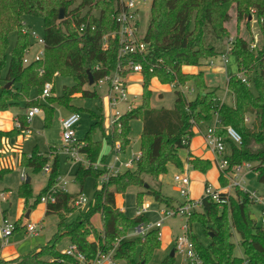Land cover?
<instances>
[{
  "label": "trees",
  "instance_id": "trees-1",
  "mask_svg": "<svg viewBox=\"0 0 264 264\" xmlns=\"http://www.w3.org/2000/svg\"><path fill=\"white\" fill-rule=\"evenodd\" d=\"M60 9L64 10L61 20L58 19ZM231 9L235 10L236 27L243 21L247 22L250 11H254L261 40L259 47L251 50V44L244 37H234L230 54L236 59L238 74L225 82V88L233 97V105L228 106L217 98L216 87L207 86L202 72L187 74L182 68L201 66L225 52L230 38L225 22ZM117 11V0H0V112L20 103H24V109L38 107L44 112V125L52 116L56 102L79 114V111L69 107L74 95L98 97L95 90L83 89L88 84V75L93 79L92 86H95L104 76L114 72L118 63L123 64L118 59L117 39L112 37L117 30L114 21ZM25 16L39 17L44 24V59L29 65L22 63L25 50L32 43L27 35L21 33ZM82 24L85 29L79 32ZM13 31L17 32L16 44L9 50L8 36ZM104 36H107L105 49L102 47ZM143 40L148 45L147 53L134 58L142 65L141 103L124 112L110 128L112 141H119L123 152L130 142L131 121H141L140 158L136 170L123 171L95 186L88 211L79 210L72 221H68V216L74 212L73 202L79 194L56 191L54 203L45 206V216H57L56 230L50 240L25 256L7 262L0 260V264L70 262L71 259L57 249L58 243L65 238L87 260L94 259L97 252L113 251V259L119 264H149L161 246L158 230L149 231L142 240L128 238L127 234L146 220L144 216L127 218L116 206L115 196L124 194L130 186H144L146 191L136 195L138 203L143 194H148L158 204L172 206V199L161 194L158 178L166 173L170 165L183 170L179 151L188 149L193 128L211 121L215 114L219 121L216 134L223 138L228 148L230 168L243 162L255 164L256 179L264 184V0H152ZM253 72H256L255 76L249 78ZM54 75L71 77L73 85L64 88L59 98H46L43 106L38 101H29L30 91L36 89L41 94L43 85L51 79L53 81ZM122 76L125 77L126 73ZM240 76L245 78L246 83L241 81ZM153 79L162 85L176 83L182 87L191 86L188 92L194 89V98L187 99L175 88L173 108L154 109L150 106ZM8 83L10 87L6 88ZM90 117L91 126L79 140L83 144L80 152L89 161L95 162L99 144L93 147L92 135L98 129L104 132L102 109L91 113ZM16 120L20 129L14 126L9 131L0 130V158L3 141L20 136L28 129L25 114L17 115ZM226 127H231L240 135L239 145L227 138ZM48 161L36 148L30 154L22 153L19 158L20 167L32 174L41 173ZM185 163L201 174L211 168L208 160L189 154ZM49 167L46 184L36 195L30 183L23 181L19 185L17 196L24 200L25 210L33 211L56 186L59 179L56 156ZM8 172L9 169H0V179ZM105 172H92L80 166L76 178L81 180L86 175H92L98 180V176ZM146 180L156 183L158 188L147 185ZM219 182L221 186L227 184L221 176ZM200 201V208L191 213L186 224L202 264H264V225L251 217L250 207L254 202L246 194L235 189L224 205L206 197H201ZM94 215L100 217V230L91 222ZM21 222H14L12 234L22 229ZM194 222L201 223L202 231L209 238L207 245L199 243L191 234ZM234 235L238 237L241 257L234 253ZM45 257L53 261L48 262ZM174 260L175 254L165 257L160 264H173Z\"/></svg>",
  "mask_w": 264,
  "mask_h": 264
},
{
  "label": "rangeland",
  "instance_id": "rangeland-1",
  "mask_svg": "<svg viewBox=\"0 0 264 264\" xmlns=\"http://www.w3.org/2000/svg\"><path fill=\"white\" fill-rule=\"evenodd\" d=\"M79 2V1H77ZM148 11L142 14L141 22H140V34L143 35L148 19ZM23 23L26 25V28L29 31L35 32L39 37H43L44 35V24L41 18L33 17V16H25L23 18ZM247 23V24H246ZM225 26L229 31V39L233 38L237 35L244 37L250 44L255 43L256 48L260 45V32L257 26V20L254 16V11H250V17L247 22L243 21L239 27H236L235 22V10L231 9L229 11L227 20L225 22ZM17 32L13 31L8 36V44L9 50L13 49L16 44ZM255 48V49H256ZM36 48L32 49V52ZM217 68L219 71H214ZM260 68L257 72H260ZM262 70L264 72V59L262 61ZM202 72L207 79V86L211 87L212 85L216 87V96L217 98L224 104L228 106L233 105V97L231 93L225 88V82L231 77L238 74L237 63L234 56L229 54L227 56V60L222 64L219 59L214 61V65L208 69L199 70ZM5 71L2 76H4ZM256 72L251 73L249 78L255 76ZM56 75V74H55ZM54 75V76H55ZM53 76V77H54ZM127 90H128V100L133 102L134 105H140L141 96H140V77L137 74L128 75L127 79ZM53 84V92L51 96L53 98H59L62 96L64 88H69L73 85V80L71 77H62L55 76L53 81L52 79L48 81ZM211 82V83H210ZM191 88V86H188ZM85 90H95L98 97L96 98H82L80 94L74 95V97L69 102V107L74 109L75 111H79V121L75 126V140L76 143H80L89 127L91 126V113H96L99 108L102 109L103 113V127L104 132L101 130H97L92 135V144L95 147V144L102 143L104 145L103 152L98 154V159L95 162H91L86 158V162H74L69 160L63 151V143L61 140V126L59 120L62 118L64 114L71 112L70 108L66 106H61L58 102L53 105V113L50 117L47 125H44V112L41 110V114L36 116L32 121L28 124L29 132H24L23 135L14 137L8 142L2 143V152L4 157L0 158V162L3 164V168L9 169V172L0 179V191H10L11 195L6 196L8 201L0 200V220L2 217V210H6V219L10 222H13L14 219L17 218V212L19 209V197L17 196V189L20 185L22 179V174H27L31 177V188L33 194L36 195L40 189L44 187L47 181V174L43 172L39 174H32L28 169H22L19 164V156L24 154H30L35 148L39 150V152H47L48 148L51 147L48 153L44 154L48 158L47 165H50L53 158L56 156L58 159V185L64 191L71 194H79L86 199V204L82 205L80 208L74 207V212L68 216V221H72L78 215L79 210L82 212H87L94 197L95 186L100 185V179L103 174L98 176V180L95 179L92 175H86L83 179L79 180L76 178L77 169L82 166L84 169L96 172L99 170H105V165L110 166L113 162V158L115 153L113 151L114 145L119 141H112L111 138V130H110V119L112 118V114L115 111L119 113H124L126 111V105L122 103H116L114 107H110L108 101L106 100V91L107 88L104 85H95L83 87ZM151 97H150V106L154 109L166 108L172 109L175 93L174 89L170 85H162L154 82L151 86ZM187 99H193L195 95L194 89L191 92H185L184 94ZM29 101H38L40 106L46 104V100L41 98L40 94L36 89H32L29 94ZM136 106V107H137ZM27 109H24V103H20L18 106L10 107L8 111L13 116L23 115L25 114ZM4 112V111H3ZM2 116H7V114H2ZM122 116V115H121ZM1 119V118H0ZM215 123V118L211 121L203 124L201 126L202 132L207 131L208 126L212 127ZM9 126V125H8ZM7 126V127H8ZM142 123L140 120H132L130 123V142L129 145L122 152L120 149L119 158L122 161L130 160L140 154V137H141ZM205 145V144H204ZM229 153L228 148L226 150ZM187 153V149H181L179 151V155L182 159L185 158ZM185 164L183 163V166ZM212 166L214 169H217L215 163L212 160ZM131 171L136 170V165H134ZM178 171L174 166L170 165L167 168L165 174L161 177V185L160 192L163 196L172 199V206L166 207L163 204H158L155 202L154 198L151 195L143 194L138 205V201L136 199V195L139 192H145L146 189L143 187L130 186L126 189L124 194L116 195L115 201L118 209L122 211L127 218H133L136 216L137 210L143 205H148L149 208L144 215L145 222L155 223L159 221L161 218L159 211L160 210H174L177 208L184 199L179 195V192L175 189L176 185L173 181L174 175L178 174ZM200 174L189 169L187 172V176L189 179V187L192 186V182L194 181L193 177H198ZM65 181L66 184L63 185L62 182ZM146 184L153 187L154 189L158 188L156 183L150 182L146 180ZM212 184V183H211ZM56 185L55 187H57ZM213 185V184H212ZM215 186V185H213ZM241 186L248 190L254 191L258 196L264 195V184H261L257 181L256 175L252 172L247 174L244 177V182L241 183ZM192 191L194 194L199 195V200L203 196L204 186L198 183H195L192 186ZM202 188V189H201ZM233 194V193H232ZM196 199V201L198 200ZM121 201V202H120ZM171 203V201H170ZM261 206L257 203L253 204L250 207V212L255 219L256 222L259 221ZM25 211V210H24ZM33 213V211H32ZM32 216V215H31ZM93 226L100 230L102 228L101 220L99 215H94L91 219ZM187 219L181 216H165L162 226L160 228V240L161 245L160 249L156 251L151 257L149 264H160L161 261L170 254V251L174 248V238L182 232V228L186 226ZM57 224V216L56 215H47L44 216V220L42 223L43 230L39 234L40 237H44L45 240H40L30 234L25 235L24 232L19 231L17 234L13 236V250L16 252L18 256H25L26 253L31 252L32 248L37 246L45 245L47 240L50 239L51 235L54 233ZM191 234L196 238V240L202 245H207L209 243L208 236L202 231V225L200 222H194L191 224ZM10 237H7V240ZM12 238V237H11ZM233 242L236 244L235 247V255L238 257L242 256V250L238 246V237L234 235ZM32 244L33 247H32ZM70 241L68 239L61 240L57 249L60 252L66 251L68 247H70ZM175 254V252H174ZM48 262L53 261L51 258H44ZM184 259L182 256L175 254V260L173 264H184Z\"/></svg>",
  "mask_w": 264,
  "mask_h": 264
},
{
  "label": "built area",
  "instance_id": "built-area-1",
  "mask_svg": "<svg viewBox=\"0 0 264 264\" xmlns=\"http://www.w3.org/2000/svg\"><path fill=\"white\" fill-rule=\"evenodd\" d=\"M118 11L114 15V21L117 24V30L112 34V37H116L118 43V59L123 62V64L118 63L116 70L109 75L104 76L100 79L96 85H104L107 88L106 100L108 101L110 107H114L116 103H122L126 105V111L133 108V105L128 100V90H127V77L130 74L142 73V65L134 60L135 57H143L147 53L148 45L143 40V35L140 34V22L142 14L150 9L152 0H117ZM85 25L82 24L79 27V32H83ZM21 33L27 35L31 44L25 50L22 63L23 65H29L33 62H42L44 59L45 50V40L43 37H39L35 32L29 31L26 25L22 22ZM107 36L103 37L102 47L105 49L107 47L106 43ZM234 39L228 40L225 52L217 58H212L208 60L209 66L214 65V61L219 59L220 63H224L227 60V56L230 54L232 49ZM36 48L33 52L32 49ZM256 45L252 43L250 45L251 50H255ZM42 71H40V74ZM126 73L123 77L122 74ZM241 81L246 83L243 76H240ZM173 89L177 88L182 94L188 92L186 86H180L176 83L170 85ZM53 84L47 82L43 85L41 91V98L46 99L52 94ZM41 114V109L38 107H30L25 112L26 122L29 123L35 116ZM123 113L115 111L110 119L111 128L116 121L121 117ZM215 123L212 127L208 128L204 135V144L206 149L211 152L214 156V163L219 172V175L227 181V184L222 188H214L210 183H206L204 186V193L202 197H206L214 201L215 203L224 205L227 203L230 193L235 189H238L242 193L246 194L249 199H251L254 204L257 203L261 206V213L259 217V223L264 225V195L258 196L254 191H248L241 186L244 182V177L249 173H254L255 164L243 162L241 164L235 165L230 168L226 152V146L223 142V138L216 134V129L219 126V121L217 115L215 114ZM79 121V114L72 113L68 117L60 120L61 126V140L63 143V151L66 157L74 162L84 163L86 162V156L80 152V148L83 146L82 143H76L75 140V126ZM15 127L20 129L21 126L15 121ZM119 127V125H117ZM227 138L233 143L239 145L241 143L240 135L231 127L225 128ZM115 156L113 162L110 166L105 165L106 172L99 178L100 183H105L108 181L109 177H114L123 171L130 170L139 161L140 154L136 157L122 161L119 158L120 145L116 143L113 149ZM264 166V165H263ZM50 171L49 165H46L42 172L48 174ZM256 175V174H255ZM24 180V175L21 176ZM173 181L177 186V191L179 195L184 199V201L174 210H160L161 218L155 223L143 222L140 225L134 227L128 234V238H140L141 240L145 235L151 230H158V237L160 238V228L162 226L165 216H181L186 219L198 210L201 205V201H192L188 198V186L189 179L187 174L184 172L174 175ZM63 185L66 184L65 181L62 182ZM58 185V181L57 184ZM61 190L59 187L52 188L48 195L41 199V203L46 206L47 203H54V194L56 191ZM0 200L5 201L6 197L4 193H0ZM86 199L82 196H78L74 200V206L80 208L82 205L86 204ZM149 206L142 205L136 213V216H143L146 214ZM24 225L25 231L33 236L39 235L43 227L40 223H33L29 220H25ZM14 230V222H10L6 218H1L0 220V241L1 245L5 243L7 237L12 235ZM174 252L183 257L186 264H202L199 256L197 255L193 243L189 236V230L187 224L182 228V232L175 238L174 241ZM62 255L67 256L71 259L70 262L60 261L62 264H119L113 259V251L108 252H97L94 259L87 260L86 257L77 251L74 245H70L66 251L61 252Z\"/></svg>",
  "mask_w": 264,
  "mask_h": 264
},
{
  "label": "crops",
  "instance_id": "crops-1",
  "mask_svg": "<svg viewBox=\"0 0 264 264\" xmlns=\"http://www.w3.org/2000/svg\"><path fill=\"white\" fill-rule=\"evenodd\" d=\"M230 34V33H229ZM213 66V65H212ZM211 66H209V63H208V61H206L203 65H201V66H184L183 68H182V71H183V73H187V74H197L198 73V71L199 70H203V69H208V68H210ZM214 71H219V69H217V68H215L214 69ZM137 75H139V74H137ZM139 77H140V83H141V81H142V77H141V75H139ZM154 82H157L158 83V81L156 80V79H153L152 81H151V86H152V84L154 83ZM211 83V82H210ZM159 84V83H158ZM151 86H150V89H151ZM188 89H189V87H188V85L186 86ZM211 87H214L213 85L211 86ZM141 87H140V96H141ZM152 91V90H151ZM132 105H133V107H136L137 105H134V103L133 102H130ZM126 112V111H125ZM2 114L4 115V114H7V116H2ZM70 114H72V112H69V113H67V114H64L63 116H62V118L61 119H64V118H66V117H68ZM40 115V114H39ZM17 116V115H16ZM16 116H13L12 114H10L8 111H4V112H0V130H2V131H9V130H11L14 126H15V121H16ZM38 116V115H37ZM36 117V116H35ZM34 117V118H35ZM33 118V119H34ZM32 119V120H33ZM60 119V120H61ZM31 120V121H32ZM60 120H59V122H60ZM205 124V123H204ZM9 125V126H8ZM203 124H201L200 126H196V127H194L193 128V137H192V139L190 140V143H189V146H188V149H187V153H186V156L189 154V155H191V156H193V157H196V158H198V159H202V160H208L209 162H210V164H211V168L205 173V174H201V173H199V172H197V171H195V172H197V173H199L200 175L198 176V177H193V179H194V181L192 182V186L195 184V183H199L200 185H201V187L202 186H205V184L206 183H212L213 185H215V186H213L212 184V186L216 189H220V188H222L223 186H221L220 185V182H219V172H218V170L217 169H214V167L212 166V160H214V156H213V154L211 153V152H209L207 149H206V147H205V145H204V135H205V133H206V131L203 133L202 132V128H201V126H202ZM214 125V124H213ZM8 126V127H7ZM208 128H210V126H208ZM207 128V129H208ZM24 132H29V128L27 129V130H25ZM23 132V133H24ZM23 135V134H22ZM9 140H11V139H5V141L4 142H8ZM99 144V153H101V152H103V150H104V145L102 144V143H98ZM51 149V147H49L48 148V151L47 152H39V150H38V152L41 154V155H44V154H46V153H48L49 152V150ZM226 150H227V147H226ZM186 156H185V158L184 159H182L181 158V160L183 161V163L185 164L184 166H183V170L182 171H180L179 173H181V172H185L186 174H187V172L189 171V167H188V165L185 163V159H186ZM2 157H4V154H3V152H2ZM1 157V158H2ZM19 158H20V156H19ZM18 158V159H19ZM214 162V161H213ZM18 164H19V161H18ZM19 166H20V164H19ZM0 169H5V168H3V164H2V162H0ZM23 169V168H22ZM179 171V170H178ZM26 176H28L27 174H25V178H26ZM29 177V176H28ZM161 177L162 176H160L159 178H158V181H159V187H160V185H161ZM22 179V178H21ZM29 183L31 184V181H32V179H31V177H29ZM23 181H25V179L24 180H22L21 181V183L23 182ZM20 183V184H21ZM176 185V184H175ZM189 187V189H188V198H189V200H192V201H196V199H198L199 197H200V194L199 195H196V194H194L193 193V191H192V188L193 187ZM19 187V186H18ZM203 188V187H202ZM201 188V189H202ZM175 189L177 190V186L175 187ZM41 190V189H40ZM0 193H4L5 194V197L6 196H10L11 195V192L10 191H7V190H4V191H0ZM232 193H233V191L230 193V195H232ZM199 200V199H198ZM5 201H8V199H7V197H6V200ZM121 202V201H120ZM25 206H24V200L22 199V198H19V209H18V212H17V218L16 219H14L13 220V222H16L17 220H22V222H21V227H22V229L21 230H19V231H22V232H24V234L25 235H27L28 233L25 231V227H24V225H25V223H26V221L25 220H29V221H31V222H33V223H40L41 224V226H42V223H43V220H44V216H45V205L44 204H42V203H40L39 205H37L36 206V208L33 210V213H32V211L31 210H25ZM120 210V209H119ZM27 211H30V213H29V217H28V219H25V214H26V212ZM121 212H123L122 211V205H121V210H120ZM1 215H2V217L1 218H6V214H7V212H6V210H2L1 211ZM32 215V216H31ZM145 215V214H144ZM143 215V216H144ZM252 218H253V216H251ZM43 227V226H42ZM56 230V229H55ZM18 231V232H19ZM18 232H16V234L18 233ZM54 233H55V231H54ZM53 233V234H54ZM52 234V235H53ZM15 235V233L14 234H12L11 236H9L10 238L7 240H5V243H3L2 244V248H1V250H0V260H2V261H5V262H7V261H11V260H13V259H15V258H17V257H19L18 255H16V252L13 250V236ZM52 235H51V237H52ZM33 236V235H32ZM178 236V235H177ZM176 236V237H177ZM12 237V238H11ZM34 237H36V238H38V237H40V235H36V236H34ZM50 237V238H51ZM175 237V238H176ZM175 238H174V241H175ZM40 240H45V238L44 237H40L39 238ZM50 240V239H49ZM49 240H47L46 242H48ZM161 241V240H160ZM33 245L34 244H32V247H33ZM40 245L38 244L37 246H35L34 245V247L32 248V251L34 250V249H36V248H38ZM163 245H161L160 247H162ZM31 251V252H32ZM28 253H30V252H28ZM28 253H26V254H28ZM25 254V255H26ZM184 264H186V263H184Z\"/></svg>",
  "mask_w": 264,
  "mask_h": 264
},
{
  "label": "water",
  "instance_id": "water-1",
  "mask_svg": "<svg viewBox=\"0 0 264 264\" xmlns=\"http://www.w3.org/2000/svg\"><path fill=\"white\" fill-rule=\"evenodd\" d=\"M63 14H64V10L63 9H60L59 11V15H58V19L61 20L63 19ZM88 86H92L93 85V79L90 75H88ZM6 88L10 87V83H8L6 86ZM29 177L26 176L25 178V183L28 184L29 183ZM29 213L30 211H27L26 214H25V219H28L29 217ZM169 257H173L174 256V248L170 251V254L168 255Z\"/></svg>",
  "mask_w": 264,
  "mask_h": 264
}]
</instances>
